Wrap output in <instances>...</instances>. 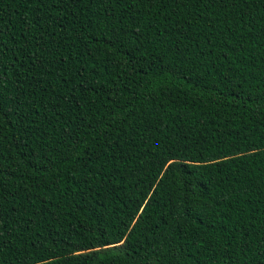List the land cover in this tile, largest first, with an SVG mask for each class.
I'll return each mask as SVG.
<instances>
[{"label": "trees", "instance_id": "16d2710c", "mask_svg": "<svg viewBox=\"0 0 264 264\" xmlns=\"http://www.w3.org/2000/svg\"><path fill=\"white\" fill-rule=\"evenodd\" d=\"M0 264H264V0H0Z\"/></svg>", "mask_w": 264, "mask_h": 264}]
</instances>
